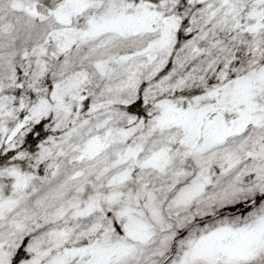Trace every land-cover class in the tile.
<instances>
[{"label": "snow or ice", "instance_id": "obj_1", "mask_svg": "<svg viewBox=\"0 0 264 264\" xmlns=\"http://www.w3.org/2000/svg\"><path fill=\"white\" fill-rule=\"evenodd\" d=\"M0 264H264V0H0Z\"/></svg>", "mask_w": 264, "mask_h": 264}]
</instances>
